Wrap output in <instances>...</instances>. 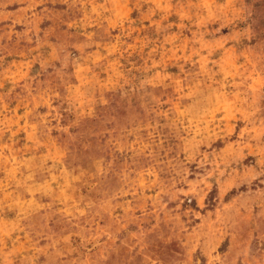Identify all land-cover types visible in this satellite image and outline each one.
<instances>
[{"label":"rangeland","instance_id":"rangeland-1","mask_svg":"<svg viewBox=\"0 0 264 264\" xmlns=\"http://www.w3.org/2000/svg\"><path fill=\"white\" fill-rule=\"evenodd\" d=\"M0 264H264V0H0Z\"/></svg>","mask_w":264,"mask_h":264}]
</instances>
